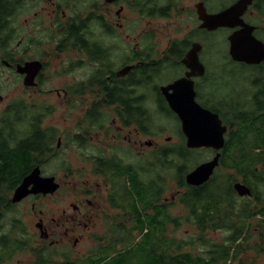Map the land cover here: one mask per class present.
Here are the masks:
<instances>
[{
  "label": "flooded vegetation",
  "instance_id": "af4514ba",
  "mask_svg": "<svg viewBox=\"0 0 264 264\" xmlns=\"http://www.w3.org/2000/svg\"><path fill=\"white\" fill-rule=\"evenodd\" d=\"M8 1L0 0V66L18 77L24 92L42 94L46 80L67 84L48 91L55 94L49 106L21 98L0 113L20 101L21 122L51 130L52 159L58 158L64 142L75 160L89 162L90 169H83L92 176L82 185L80 203H56L58 217L46 220L40 214L32 234L20 220L2 219L0 264H12L18 256L19 264H85L113 242L118 247L122 234L139 238L148 233L150 227L140 233L139 222L149 225L156 214L169 218L172 197H165L167 187L151 176L142 177L140 169L148 171L155 154L165 159L169 151L162 140L170 139L156 132L154 115H173L180 126L160 91L180 79L191 82L195 102L227 127L224 148L208 149L211 158L220 154L208 181L212 232L220 238L219 247L229 248L216 264H264V61L237 63L256 72L243 101L231 102L233 96L222 89L226 80H219L216 69L203 61L208 45L201 36L221 31L228 37L240 28L204 29L198 14V7L212 15L238 0H223L218 9L211 0H14L11 8ZM254 15L264 17V0H252L242 16L259 39L262 29L252 21ZM206 58L214 61L217 51ZM29 62L41 64L33 86H25L26 75L16 71ZM51 65L53 74L47 75ZM54 113H63L67 131L57 134L47 124ZM141 159L148 164L139 168ZM71 174L67 168L63 177ZM55 181L59 187L52 195L67 185ZM236 186L247 192L240 194ZM86 238L96 244L89 245L90 239L86 244Z\"/></svg>",
  "mask_w": 264,
  "mask_h": 264
},
{
  "label": "rangeland",
  "instance_id": "374dc122",
  "mask_svg": "<svg viewBox=\"0 0 264 264\" xmlns=\"http://www.w3.org/2000/svg\"><path fill=\"white\" fill-rule=\"evenodd\" d=\"M8 3L10 4L11 8L14 5V0H10L8 1ZM223 4V0H211V6L214 9H218ZM254 16L255 17H252V21L255 23V25H259L260 29H262L257 32V36L262 42H264V17L257 15ZM226 37L227 34L221 31H219L216 36L206 34H203L201 36L202 40H204L208 45L206 53L203 56V61L206 64L208 63L210 68L216 69V73L219 75V80H226L225 83L227 84L224 85L222 89L224 91V94H231L233 96L230 101H243V95L248 93L247 82L251 81V76L256 71L241 64L227 61L228 46L226 43ZM211 51L213 54L216 51L218 53V58L212 62L208 61L206 58V55L210 54ZM47 73V75L53 74L52 65L51 69H49ZM66 84L67 82L62 79H55L52 81L46 80L43 82L42 94L37 95L36 93H33L31 91L24 92L21 85V81L18 79V77L14 76L13 74H10V72L6 71L0 66V111L12 101H16L21 98H25L26 101L31 104H44L49 106L50 103H52L55 94L54 92L48 94V91H53L54 88L66 86ZM62 115L63 113H54L47 120V124L49 126H53L56 129L57 134L62 131H67L69 128V124L65 119L61 117ZM225 117L226 114H221V118L224 121L227 120ZM154 118L155 125L157 127L156 132H159L162 137H167L170 139L169 142H165L164 140H162V144L165 143V147L169 149L175 146L176 148H178L179 152V148L184 146V138L182 139L180 126L177 119L173 115L159 117V115L157 114L154 115ZM192 151L193 152L190 154L189 161L187 163V167L189 169L188 171L192 170L198 164L210 160L212 157V153L208 149ZM59 153L60 155L57 159H49L50 161L48 160V162H46V164L40 167V169L43 176H55L56 179L58 178L61 185H63V183L67 185L63 187L59 193H55L52 196H29L23 199L20 203H15L16 205H14V208L10 212H8V216H6V219L8 221L14 219L13 222L9 223H15V221L18 223L21 221L23 228L25 230H28L29 233L32 234L33 232H35V223L37 222V216H39L40 214L44 215L43 217L46 220L50 219L51 217L57 218V212L59 211H57L56 208L59 203H61L60 206L63 207V204L66 202L71 201L77 203L78 201L80 203L82 201V198L80 199L79 192L82 190L83 183L86 182V180H89V176H92L91 171L88 172L87 170L83 169V167L88 168V170L90 169L89 162L86 163L75 160L74 157L71 155L69 147L66 146L64 142L62 143L61 151ZM154 158L155 161L154 163H152V166L150 164L148 165V171L140 169V173L142 174V177L145 176L148 178V176H151V178H154L155 181L159 185H161V187H167L165 197L168 198L171 196L172 199L170 203H173V207L170 208V214L174 217L178 216V218L181 219L185 216V210L183 206L176 201L178 197L177 191L179 189L176 186L173 176L175 174V171L170 168V165H166L163 167L159 166L158 164H155L159 159H161L159 155L155 154ZM135 162L136 161H134L133 163L135 164ZM145 164H148V162L143 159L142 161H139L138 167L140 168L141 165ZM67 168L69 170H72V174L68 175V178H64L63 174L65 173V170ZM76 169L82 170V173L78 174L77 172H74ZM12 193L9 195V198L12 196ZM167 230L168 231L165 234L167 237H175L178 240L189 239L190 237H192V235L196 233L195 228L189 224H181L178 229H176L175 227L173 229L172 225H169ZM204 237L208 239L212 244H219L218 239L220 238L213 234L212 231L207 233ZM89 239L90 238H86L84 242H86L87 244V241ZM121 239H123V241L120 242L118 250H114V254H111L112 251L108 252L106 249H103L97 252L96 256L91 260L87 261L85 264H94V262L100 257H107L110 255V258H108L107 261L100 264H107L108 260H111L113 258L115 260L114 262H119L122 260L120 254H123L126 251L127 254H129V263L131 264L160 263V259L156 251L154 250L155 245L153 241L150 242L148 248V244L145 243L144 237L137 238V236H133L130 239V237L124 234L121 235ZM88 244L93 246L96 244V242L93 239H90ZM253 244V241L248 243V245L250 246H252ZM114 247L115 242L112 245V248ZM202 251H205V249L199 244H197L194 247L193 253L198 254ZM17 259L21 260V257L18 256L17 258H15L14 260L16 263L13 262L12 264H19L16 261Z\"/></svg>",
  "mask_w": 264,
  "mask_h": 264
},
{
  "label": "trees",
  "instance_id": "16d2710c",
  "mask_svg": "<svg viewBox=\"0 0 264 264\" xmlns=\"http://www.w3.org/2000/svg\"><path fill=\"white\" fill-rule=\"evenodd\" d=\"M19 105H21L20 101L13 102L10 105L13 106V109H7V111L0 113V221L6 218L7 212L11 211L13 205L11 204V197L9 198V195L20 184L23 177L33 167H42L49 159L53 158V146L51 143L53 134L48 133L51 130L41 129L38 123L30 125L23 123V121L21 122L18 112ZM29 122L39 121L32 119ZM4 123L9 125L12 123L14 127H8ZM14 123H18L19 125H15ZM239 134L242 135L243 131ZM192 152V150H187L184 146L180 147L178 152V148L174 146L169 151H165V159L161 158L155 163L163 167L170 165V168L175 171L173 176L179 189L176 201L185 210V216L181 219L171 214L169 218L164 219L162 215L156 214L149 225L139 222L138 229L140 233L145 227H150V231L141 237H144L148 248L150 242L153 241L155 245L154 250L160 259L159 264H216L218 255L223 251H229L226 245L219 247L204 237L214 228L211 190H209L211 183L207 182L200 187H190L185 184L184 176L189 170L187 163ZM233 164L237 166L236 161ZM125 188L128 195H130L131 191L129 192L127 187ZM134 193L138 195L139 190ZM136 197H139V195ZM133 198L135 197H131L130 195L131 202L134 201ZM172 207L173 203H170V208ZM167 224L168 226L172 225L173 229L174 227L178 229L181 224H189L195 228L196 233L189 239L178 240L175 237H167L165 235ZM197 244L202 246L205 251L194 254V247ZM118 248L119 246L116 247L115 244L114 248L111 246L106 250L108 252L112 251L111 254H114V250H118ZM126 254L127 251L120 254L122 257L121 261L114 262L113 258L108 260L107 264H131L129 263V254ZM110 256L100 257L94 264L97 262V264L103 263Z\"/></svg>",
  "mask_w": 264,
  "mask_h": 264
},
{
  "label": "water",
  "instance_id": "95a60500",
  "mask_svg": "<svg viewBox=\"0 0 264 264\" xmlns=\"http://www.w3.org/2000/svg\"><path fill=\"white\" fill-rule=\"evenodd\" d=\"M251 5L252 0H238L212 15L207 14L204 8L198 7L202 28L208 30L240 28L227 37L228 57L232 62L250 66L259 65L264 61V42L253 35L255 27L242 20V16ZM196 50L192 48L190 52L195 53ZM40 69L39 62H29L23 67L18 65L16 71L26 75L23 81L25 86H33L34 77ZM160 91L168 107L180 122V131L185 138L184 147L187 150L212 149L218 151L224 148V134L227 127L222 124L217 114L201 108L195 102L191 82L187 84V80L180 79L169 86L162 87ZM219 158L220 154L217 153L210 160L188 171L184 176L185 184L190 187H200L207 183L219 164ZM58 187L59 184L54 176H43L40 167L35 166L13 190L10 201L15 204L29 196L52 195ZM236 188L240 194L247 192L242 186H236ZM36 226L41 227V221Z\"/></svg>",
  "mask_w": 264,
  "mask_h": 264
}]
</instances>
